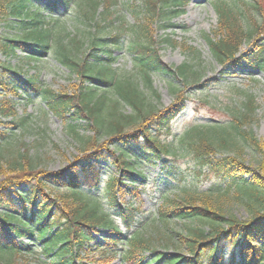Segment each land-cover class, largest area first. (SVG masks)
<instances>
[{"label":"trees","instance_id":"trees-1","mask_svg":"<svg viewBox=\"0 0 264 264\" xmlns=\"http://www.w3.org/2000/svg\"><path fill=\"white\" fill-rule=\"evenodd\" d=\"M36 1L41 4L44 0ZM135 1H128L123 7L131 10L137 20L131 28V51L135 54L134 65L140 77L118 76L113 61L104 57L111 56L112 50L103 43L100 33L83 29L85 40L75 35L68 43L55 39L53 46L52 33L43 16L29 9L31 0H0V24L15 17L20 20L23 34L16 38L0 35V53L10 57L22 50L29 57H35L46 56L54 49L55 57L79 77L80 84L70 94L43 88L33 78L20 84L21 81L12 75L15 94L22 87L40 95L49 109L81 139L86 159L85 163L72 162L60 172L39 169L32 159H27L28 154H22L26 162L19 158L7 162L9 173L6 172L0 181V264H34L24 254L31 248L19 241L23 237L35 242L47 258L41 264H83L81 255L86 253L94 233L104 231L105 244L98 247L100 262L120 256L125 264H224L226 261L229 264H264V142L250 127L256 107L249 95L241 108L231 112L228 123L191 126L179 141L182 151L226 181L220 193L235 188V193L241 194L239 199L242 197V201L251 206L253 217L241 220L194 193L167 200L158 210L163 221L185 218L210 224L208 230L196 228L185 237L188 253L152 248V240L141 226L131 229L135 220L133 208L121 204L119 192L125 183L123 179L133 177L139 164L128 159V152L122 147H117L119 154L115 156L108 144L119 141L132 147L135 159L160 162L164 172L176 178V166L168 158L176 156L177 151L162 139V135L170 132L171 118L184 109L188 97L181 87L174 85L175 104L158 108L151 98L158 96L151 74L161 73L186 83L200 78V71L193 63L185 62L177 67L165 63L158 52L155 36L157 29L171 28V21L179 16L181 7L193 0ZM118 3V0H81L77 3L80 14L77 18L81 21L80 17H84L89 22L82 21L84 24L100 25L102 20L116 15L124 27L125 22L113 8ZM53 4L49 0L47 7H43L52 9L49 6ZM101 4L105 5V10L98 22L96 16ZM214 4L219 14L217 29L203 34L214 59L231 68L264 69V15L256 12L257 16L252 11V7L257 10L258 6L247 0H215ZM122 32L114 35V43L119 44ZM163 40L172 41L169 36ZM245 43L249 45L246 50L243 49ZM81 45H87L89 53L79 57L74 51ZM98 49H102L103 55L98 54ZM1 67L8 71V66L1 64ZM99 84L108 88L97 93L95 90L99 87L96 85ZM110 89L113 97L108 96ZM125 106L130 107L129 112L123 110ZM10 112L8 101H0V116ZM24 119H20L19 124H24ZM79 123L86 125L85 132L93 134L86 136L84 141ZM5 137V132L0 130V171H5L2 163ZM98 138L103 140L99 142ZM247 146L262 156L257 167L260 173L241 157ZM224 150L233 154L224 153ZM103 159L117 163L120 175L109 176L101 186L97 164ZM87 183L88 192L83 189ZM50 185L58 189L55 194L48 192ZM98 189H103L102 197ZM110 211L125 221L129 227L127 232L115 223ZM109 245H112L111 250L107 249Z\"/></svg>","mask_w":264,"mask_h":264},{"label":"rangeland","instance_id":"rangeland-1","mask_svg":"<svg viewBox=\"0 0 264 264\" xmlns=\"http://www.w3.org/2000/svg\"><path fill=\"white\" fill-rule=\"evenodd\" d=\"M47 1L49 0H44L40 4L36 0H31L33 3L29 9L43 16L42 19L45 20L46 27L52 33L51 43L53 46L56 45L55 39L61 40V43H68L75 35L78 36L77 39L85 40L83 29H88L92 33H100L103 43H107L112 50L111 56L104 55V57L113 61L112 66L118 76L129 74L132 77H140L134 65L135 54L131 51L133 39L131 28L137 24V20L131 10L123 7L126 2H136L135 0H118L119 3L113 7L118 11L117 16H120L125 22V28L122 27V22L116 15L111 16L108 20H102L100 25L84 24L83 22H89L84 17H80L81 21L77 18V15H80L77 3L81 0H70V2L69 0H50L54 3L49 6L52 9L44 8L47 7ZM214 1L193 0L188 2L181 7L179 16L171 21V28L157 29L155 33L159 44L158 52L165 63L177 67L185 62H190L200 71L199 80L188 83L157 72L151 74L153 86L158 92V96L153 95L151 98L158 108L163 109L175 104L177 97L172 89L174 85L181 87L188 97L184 102V109L178 112L177 116L171 118V131L162 135V139L171 143L177 151L176 156L168 158L176 166L177 177L168 176L160 162L149 163L143 159H135L132 147L123 145L119 141L108 144L110 151H114L115 156L119 154L116 150L117 147H122L128 152L127 158L139 164L133 177L123 179L125 183L120 186L119 201L124 207L133 208L132 214L135 220L132 222L131 229L135 230L141 226L144 233L151 238L152 248L160 250L188 253L185 247V237L190 235L189 232L196 228L206 230L210 228V224L206 221L185 218L161 220L158 210L167 200L198 193L200 198L209 199L226 213H233L241 220L250 219L254 215L251 206L242 201V197L239 199L241 194H236L235 188L229 192L220 193V190L225 189L226 181L211 171L208 166L200 164L191 154L182 151L179 141L191 126L228 123L232 117L231 112L241 108L242 103L249 95L252 96L256 107L254 120L250 127L257 138L264 142V69L248 66L231 68L219 64L214 59L203 36L205 33L216 30L218 26L219 14ZM247 1L258 6L257 10L252 7L255 14L260 12L259 15H264V0ZM104 10L105 5L101 4L96 16L98 22L103 16ZM19 22V19L9 17L7 23L0 24V35L8 38L22 36ZM120 31L123 32L119 36V44L114 43V35ZM165 36H169L172 41H164ZM86 47L87 45L79 46V49H75V54L80 57L89 53ZM248 48L249 45L245 43L243 49ZM98 54L103 55L102 49H98ZM1 64L8 66V71L3 69ZM12 75L21 81L20 84L33 78L43 88L48 87L70 94L74 93L76 86L80 84L77 74L72 73L55 57L54 49H51L46 56L35 57H29L22 50H18L10 57L0 53V101H8L11 108L9 115L0 116V130L5 132L6 136L3 140L6 150L3 152L2 162L5 171H0V181L5 178L6 172L9 173L7 162L13 161L15 158L21 159L22 162L32 159L39 169L44 168L50 172L63 171L75 161L85 163L81 139L70 131L69 126L49 109L44 99L36 92L26 91L19 87L15 94ZM3 84H7V86H3ZM96 86L99 87L95 90L97 93H102L104 88H108L102 84ZM107 93L110 97L114 96L111 89ZM123 110L129 112L130 107L125 106ZM22 118H25L23 121L25 123L19 124V120ZM79 124H81L79 125L81 132H84L82 133L83 141L86 140V136L93 135L90 131L85 132L84 126L86 125L84 123ZM102 140L98 138L99 142ZM223 152L233 154L229 150ZM22 154H28L27 159L23 158ZM241 157L260 173L257 167L262 156L258 151L247 146L243 149ZM97 168L101 172V186H104L109 176L120 175L117 163L115 164L113 161L100 160ZM84 182L86 183V180ZM83 189L87 192L90 191L89 184H85ZM57 190L50 185L48 192L55 194ZM102 190H97L101 197L103 196ZM110 212L115 223L124 232H127L129 227L125 221L114 215L113 211ZM104 232L94 233L95 236L89 243L86 253L81 255L83 264H125L120 256L114 257L108 262H100L98 247L105 244L106 235ZM19 241L23 246L27 245L31 248L24 252L29 261L41 264L47 260L35 242H31L25 237L19 238ZM127 247L125 245L124 248ZM107 249L111 250L112 245H109ZM204 264L210 263L205 262ZM224 264H229V262L226 261Z\"/></svg>","mask_w":264,"mask_h":264}]
</instances>
